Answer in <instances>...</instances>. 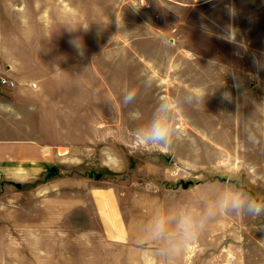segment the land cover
<instances>
[{"label":"rangeland","instance_id":"1","mask_svg":"<svg viewBox=\"0 0 264 264\" xmlns=\"http://www.w3.org/2000/svg\"><path fill=\"white\" fill-rule=\"evenodd\" d=\"M77 40L112 49L63 65L44 48ZM162 104L179 134L142 145ZM2 125L50 161L0 176V264H165L157 217L174 224L230 187L264 201V0H0ZM109 189L118 237L98 211ZM177 261L264 264V215L218 216Z\"/></svg>","mask_w":264,"mask_h":264},{"label":"clouds","instance_id":"2","mask_svg":"<svg viewBox=\"0 0 264 264\" xmlns=\"http://www.w3.org/2000/svg\"><path fill=\"white\" fill-rule=\"evenodd\" d=\"M117 27H120L117 25ZM87 30V26H84ZM77 54L84 55L81 41H73ZM198 95L203 104V98L207 90H200ZM230 94L225 93L228 98ZM135 99V92L129 91L124 95L123 103L126 106ZM170 109L167 104H162L152 119L148 129L141 135L142 145L152 146L159 149L170 148L174 141L173 135L179 134V129L168 115ZM222 214H235L238 216H250L257 218L264 215V201L253 196L251 193L238 187H230L219 194L213 200L206 203L203 210L195 207L182 214L178 220L173 222L165 217H157L149 227V232L154 241L161 244L160 252L165 257V264H178L185 248L191 244L205 227Z\"/></svg>","mask_w":264,"mask_h":264},{"label":"crops","instance_id":"3","mask_svg":"<svg viewBox=\"0 0 264 264\" xmlns=\"http://www.w3.org/2000/svg\"><path fill=\"white\" fill-rule=\"evenodd\" d=\"M115 1V9L117 7V0ZM164 1V0H163ZM202 1V0H201ZM71 7V6H70ZM69 7V8H70ZM73 7V6H72ZM75 11V9H73ZM75 16V15H74ZM70 38V37H69ZM50 45V46H49ZM39 48H42L41 46ZM53 51V63L63 65H83L87 63L96 64L98 59L105 56L108 50L112 47L106 45L93 50L92 47L84 48V55L80 56L77 54L73 43H68L61 46H56L54 43H49L44 47ZM61 49V52L57 49ZM116 45L114 50H116ZM38 59L41 55L36 53ZM106 57V56H105ZM33 64L45 63L42 60L32 61ZM98 125H91L96 127ZM4 125L0 127V133L4 134ZM51 154V152H50ZM49 151H46L45 147L37 143V141H4L0 139V176L9 177H25L27 172L29 175H35L40 169L47 167L49 159ZM104 199L98 197V211L101 218L102 224L105 226V230L109 232L111 236H121V223L122 215L118 205V199L112 189L103 190L98 192ZM104 205V206H103Z\"/></svg>","mask_w":264,"mask_h":264},{"label":"built area","instance_id":"4","mask_svg":"<svg viewBox=\"0 0 264 264\" xmlns=\"http://www.w3.org/2000/svg\"><path fill=\"white\" fill-rule=\"evenodd\" d=\"M2 82L7 83V81L5 79H2ZM10 84H12V81H9Z\"/></svg>","mask_w":264,"mask_h":264}]
</instances>
